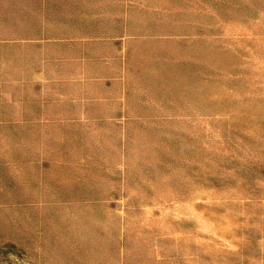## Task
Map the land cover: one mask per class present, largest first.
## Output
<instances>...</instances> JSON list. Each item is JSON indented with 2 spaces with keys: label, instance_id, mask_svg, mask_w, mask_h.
Returning a JSON list of instances; mask_svg holds the SVG:
<instances>
[{
  "label": "rangeland",
  "instance_id": "obj_1",
  "mask_svg": "<svg viewBox=\"0 0 264 264\" xmlns=\"http://www.w3.org/2000/svg\"><path fill=\"white\" fill-rule=\"evenodd\" d=\"M52 25L82 79L48 128L0 131V264H264V0H66Z\"/></svg>",
  "mask_w": 264,
  "mask_h": 264
},
{
  "label": "crops",
  "instance_id": "obj_2",
  "mask_svg": "<svg viewBox=\"0 0 264 264\" xmlns=\"http://www.w3.org/2000/svg\"><path fill=\"white\" fill-rule=\"evenodd\" d=\"M65 1L0 0V131L48 128L53 88L62 103L68 81L82 79L68 69L66 29L53 32L52 4Z\"/></svg>",
  "mask_w": 264,
  "mask_h": 264
}]
</instances>
